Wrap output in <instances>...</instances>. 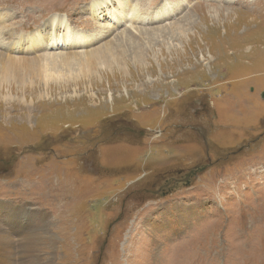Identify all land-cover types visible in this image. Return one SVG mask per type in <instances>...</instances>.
<instances>
[{
    "label": "rangeland",
    "instance_id": "374dc122",
    "mask_svg": "<svg viewBox=\"0 0 264 264\" xmlns=\"http://www.w3.org/2000/svg\"><path fill=\"white\" fill-rule=\"evenodd\" d=\"M87 1L0 0V9L36 36L42 21L67 14L70 30L109 34L100 45L120 30L141 42L139 30L188 12L193 23L172 43H146L141 66L120 50L124 64L65 84L18 82L17 72L0 80V227L14 236L11 264H264V0H180L179 13L158 5L144 23L112 22L108 32L99 22L120 4L97 0L105 5L81 13ZM161 1L137 3L148 12ZM208 5L232 10L213 18ZM42 33L43 51L87 46ZM195 165L166 196L144 192ZM13 209L19 219L7 222ZM17 225L40 235L34 257L22 256Z\"/></svg>",
    "mask_w": 264,
    "mask_h": 264
},
{
    "label": "bare ground",
    "instance_id": "6f19581e",
    "mask_svg": "<svg viewBox=\"0 0 264 264\" xmlns=\"http://www.w3.org/2000/svg\"><path fill=\"white\" fill-rule=\"evenodd\" d=\"M111 1L112 0H107L106 3H118L120 5L117 11L114 10L110 13L108 20L99 22L101 24H105L103 27H101L104 32H108L109 30L111 31L110 28H114V26H111L112 22L115 24L123 25V23L135 24L139 20L138 22L144 23L143 19L148 17L158 5L168 4V7L172 13H176L183 9V4L180 0H175V3H172L170 0H162L161 2H159V4H156V6L152 7L150 11L148 10V12L142 11L140 9L137 0H129L128 2H126L127 0H116L114 2ZM222 1H225V3L232 2L231 0ZM102 2L99 3V1L97 0H90L89 2L87 1L86 3L80 5L79 10L81 13L87 12L91 14L93 13V11L97 12L100 6L105 5V2ZM208 7L209 5L207 6V10L210 14L209 16L213 18H215V16L216 18H218L222 13L221 11L228 12L232 10L229 8L221 9ZM217 11H220V13ZM11 12L12 11L6 7L2 8V11L0 9V41L3 40L4 42V44L1 45L2 48H0V80H4L8 77H14L13 79H15L16 75L10 73L17 72L20 74L17 76L19 80L18 82H23L26 78L29 77L30 79L41 78L45 83L47 81H54V83L59 81L65 84L68 81L74 80L76 73L79 74L83 72L85 75L88 73V71H90V69L96 67V65L97 67H112L113 63H117V65H119L123 62L124 64V56L122 60H120V57H118L120 55V50L124 52V55H126L127 51H130L133 62H135V64L137 63V65H140L142 61H145L146 49L143 46L146 43L152 40H157L164 44H168V42L172 43L173 39L178 37L180 38L181 35H185L184 32H186V30L188 29L187 27H184L186 24L192 25L193 23V21L190 20L191 13L188 12L184 15L183 19L177 22L170 23L167 26H154L156 28L153 27L152 29H144V31L139 30V39H144L141 40V42L133 34L127 33L125 32V30H120L118 34L112 36L113 39L111 38V40H108L100 45L103 40L107 39V37L110 36L109 34L103 33L101 36H99L97 28L95 33H80L78 31L70 30L69 28H67L69 16L67 14L64 15L55 13L52 14L51 18L42 21L39 25L40 29L45 32V35L48 36L49 33L56 38L62 37L61 42L65 43L66 45L67 43H69V47L79 45L81 41L87 44V46L81 48L79 46L71 48L72 50H75L77 48L81 49V51L78 52H58L62 51L58 49L66 47L58 45L52 47L50 51H43L45 50L46 45L43 41H41L40 36H43L42 31L39 32V34L36 36L31 32L30 29H23L21 23H18L17 21V11H14L16 18H13L14 16L11 14ZM159 12V10H156V14ZM160 13L161 16H164L165 14L163 10ZM168 18L169 17L165 19ZM162 20L164 21V19ZM160 21L161 20H156V22L154 23H159ZM8 22L10 23L8 27H6L5 24H8ZM130 26L132 25L130 24ZM102 30H99V32H101ZM137 30L138 28L135 31ZM3 31H5L6 33ZM10 35H12V37ZM20 42L25 44H27L28 42L30 48H33L32 53L27 52L30 54V57H26L24 56L25 54L19 52L20 48L17 45ZM92 43V48H88V44ZM22 49L23 52H26V48ZM53 49L58 51L52 52ZM7 52H15L17 56H8ZM12 217L15 218L16 221L17 218L19 219L18 214L14 209L5 218V220H7V222H10L9 220ZM20 217H22L20 222L24 226L26 224V217H24L23 211L22 215L20 214ZM9 225L14 226L13 223H10ZM16 227H18V231L16 232V234L19 236V239L22 240L20 241L22 256L28 254L34 257L33 251H36V245H39L40 243L38 241L40 235L38 233L36 235H32L31 231L29 232L19 225H17ZM13 238L14 236H12L9 231H5L0 227V264H11L14 252Z\"/></svg>",
    "mask_w": 264,
    "mask_h": 264
},
{
    "label": "flooded vegetation",
    "instance_id": "af4514ba",
    "mask_svg": "<svg viewBox=\"0 0 264 264\" xmlns=\"http://www.w3.org/2000/svg\"><path fill=\"white\" fill-rule=\"evenodd\" d=\"M198 108L201 109L202 106L199 104ZM190 127H192V129H196L195 126L190 125ZM242 148H238V151H240ZM208 149H209V146H207V150ZM243 149H245V148H243ZM230 154L231 153L229 151L226 152L223 158L227 157L228 155L230 156ZM221 159L222 158L217 156L215 161L219 162V161H221ZM198 166L199 165H195L193 168L182 171L180 173H176L173 176H170L167 179L162 180L160 182L153 181L150 184V187H146L143 190H144V192H147V193H153V194H158V195H164L165 194L164 196H166V194L171 193L173 190H176V188L178 187L177 185L187 184V181H183V180L189 174L188 181H190L191 178L194 177V175L196 173H198V170H197Z\"/></svg>",
    "mask_w": 264,
    "mask_h": 264
},
{
    "label": "trees",
    "instance_id": "16d2710c",
    "mask_svg": "<svg viewBox=\"0 0 264 264\" xmlns=\"http://www.w3.org/2000/svg\"><path fill=\"white\" fill-rule=\"evenodd\" d=\"M120 121H123V119H117L116 121H115V123H118V122H120ZM125 131H127V132H133V130H130V129H128V128H123V129H121V128H117V132H119L120 134L122 133V134H124V132ZM99 139H101V137H100V134H97L96 136H95V140H99Z\"/></svg>",
    "mask_w": 264,
    "mask_h": 264
},
{
    "label": "water",
    "instance_id": "95a60500",
    "mask_svg": "<svg viewBox=\"0 0 264 264\" xmlns=\"http://www.w3.org/2000/svg\"><path fill=\"white\" fill-rule=\"evenodd\" d=\"M261 97L264 98V92L262 93ZM188 177H189V174L186 176V178L183 181H187Z\"/></svg>",
    "mask_w": 264,
    "mask_h": 264
}]
</instances>
